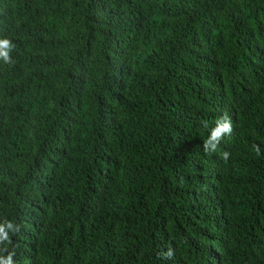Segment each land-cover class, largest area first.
I'll return each instance as SVG.
<instances>
[{"label": "trees", "instance_id": "16d2710c", "mask_svg": "<svg viewBox=\"0 0 264 264\" xmlns=\"http://www.w3.org/2000/svg\"><path fill=\"white\" fill-rule=\"evenodd\" d=\"M4 39L0 256L264 264V0H0Z\"/></svg>", "mask_w": 264, "mask_h": 264}, {"label": "clouds", "instance_id": "9594fccd", "mask_svg": "<svg viewBox=\"0 0 264 264\" xmlns=\"http://www.w3.org/2000/svg\"><path fill=\"white\" fill-rule=\"evenodd\" d=\"M11 46H12L11 41L7 39L0 40V57H3L6 63L9 62V59H10L8 56V51L10 50ZM226 117L227 115L217 120L216 126L210 130L209 137L204 141V144H203L205 152L215 151L217 145L219 144L223 136L225 134H231L232 121L230 118L226 119ZM205 126L207 127L206 122H205ZM223 156L225 159H227L228 153L225 152ZM6 228L8 230H13V224L11 222L0 224V244L5 245V248H4L5 251L8 250V245L12 244V240L10 239L9 233L8 231H6ZM14 255H15V252H9L7 257L0 256V264H14V261H13ZM165 255L171 258V256L173 255L172 250L169 249Z\"/></svg>", "mask_w": 264, "mask_h": 264}]
</instances>
